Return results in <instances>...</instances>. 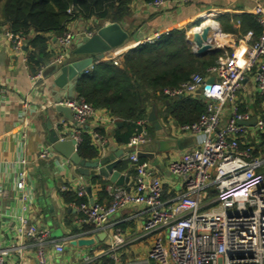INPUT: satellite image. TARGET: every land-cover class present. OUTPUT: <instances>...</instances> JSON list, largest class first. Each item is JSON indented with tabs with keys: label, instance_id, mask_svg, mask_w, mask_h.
<instances>
[{
	"label": "built area",
	"instance_id": "1",
	"mask_svg": "<svg viewBox=\"0 0 264 264\" xmlns=\"http://www.w3.org/2000/svg\"><path fill=\"white\" fill-rule=\"evenodd\" d=\"M170 1L149 0V4L160 8ZM175 1L188 3L190 0ZM257 1L254 12L262 28L257 38L254 39V31L249 30L242 52L234 49L220 56L206 74L195 73L180 87L165 89L171 97L192 94L208 100L206 111L197 121L177 125L180 131L195 133L200 135V139L195 147L168 164L169 173L175 179V195L168 199L163 197L162 179L153 174L149 162L138 155V147L146 146L151 140L148 119H140L139 129L125 143L130 166L135 171L130 189L108 183L105 189L110 199L108 203H102L95 199L91 201L84 182L62 185V191L75 192L73 205L83 215V221L92 225L93 237L106 230L112 231L108 245H73L81 250L70 256L66 242L77 240L82 234L57 240L50 237L47 229L39 230L25 212L29 200L25 191L28 160L22 158L16 187L24 211L14 217L16 235L19 239L30 238L33 241L31 245H2L0 210V264H7V256L15 254L19 264H27L25 255L30 250L34 252L36 264H62L50 261L49 247L56 253L70 256L65 264H101L104 257L111 258L115 264H264V153L259 148L263 145L264 117L240 111L237 102L245 84L243 82L251 74L255 91L264 95V6ZM80 34L67 30L57 35V52L50 63L65 64L71 54V44ZM85 34L91 36L93 31ZM161 38L160 33H155L145 38L143 43H153ZM3 39L10 42L15 53L23 52L27 46L25 37L10 30H0V40ZM113 63L118 64V59H114ZM42 74L40 69L32 75L33 79H40ZM211 76L215 77V83L210 90H205L206 81ZM3 96L4 89L0 86V99ZM20 102L22 115L32 111L33 103L29 99L22 98ZM61 103L72 110L73 122L68 124L66 119L60 121L63 127L60 139L72 137L78 148L83 141L85 126L96 117L98 108L76 97L65 98ZM228 104L232 111L224 121ZM253 117H256L255 125L239 123ZM91 136L98 150L102 151L105 140L101 132L95 129ZM54 155L51 145H44L40 152L42 158ZM4 194L5 187L0 182V207ZM135 204L143 205L146 214L143 233L132 236L122 229L119 221L109 219ZM148 235H151L152 241L146 253L140 257L125 258L133 240Z\"/></svg>",
	"mask_w": 264,
	"mask_h": 264
},
{
	"label": "crops",
	"instance_id": "2",
	"mask_svg": "<svg viewBox=\"0 0 264 264\" xmlns=\"http://www.w3.org/2000/svg\"><path fill=\"white\" fill-rule=\"evenodd\" d=\"M259 2L264 6V0H259ZM257 3V0H190L188 3H179L172 0L163 7L154 8L149 4V0H133L130 15L121 21L123 27L131 34L125 46L117 53L110 52L102 58H95L93 65L100 60L112 61L113 59H119L120 53L142 44L145 38L152 37L155 33H160L164 36L173 30L185 29L188 35L190 30L209 24L211 26L209 42L212 45V51L209 53L219 51L220 57L234 49L242 52L247 43L246 33L251 30L245 31V26L252 16H256L254 9ZM110 22L108 20L98 21L95 18H78L70 23L68 30L81 34L71 44V57L68 58L65 64L85 57L82 54H73L77 44L87 36L85 33L93 31V34L89 36L92 38L102 25ZM136 32L139 33L137 40L140 41L132 37V34ZM49 35L48 47L52 53L48 58H42L43 65L41 69L43 74L38 80L33 79V73L26 63L27 48L25 47L27 46L24 47L23 52L15 53L8 40H0V86L4 89V96L0 99V160L2 164L0 182L5 187V194L1 198L0 210L3 223L1 241L2 245L5 246L31 245L30 243L33 241L30 238L19 239L16 235L14 217L24 211L22 208L23 203L19 199V191L16 187L17 173L21 168L19 161L22 158L28 160V177L25 191L29 196V200L27 203L28 209L25 212L31 223L37 225L39 230L47 229L52 238L63 240L66 237L82 234L76 241L80 239H95V236L93 237L91 233L92 225L83 221V215L78 213L73 205L74 199H69L71 196L74 197L75 192L62 191L61 187L63 184H80L84 182L87 185H92V197L96 201L108 203L110 199L108 192L104 191L102 187L103 182H112L103 177L96 178L97 181L94 183L92 179L85 181L79 174L77 166L69 161V158L58 152L50 139L52 131H63L60 121L66 119L68 124H71L73 116L72 119H69L54 109L53 103L55 101L51 93L53 91V83H56V74H54L53 68L47 65V62L56 55L57 35L55 33H50ZM87 45L89 43L84 44L83 47ZM103 45V42L96 39V47H102ZM191 45L194 50L192 43ZM65 64L58 65V67H62ZM243 83L245 84L240 90L237 100L239 110L242 112L249 111L255 116L264 115V101L261 103L257 102L261 95L257 94L252 84L254 83L253 74L246 77ZM55 89L56 95L66 93V89ZM22 98H27L33 103L32 111L27 115H22V104L20 102ZM153 106H156L158 120L164 127L167 139L175 142L180 141L179 144H172L169 149L163 151L159 150V145H157L155 157L152 159L144 157L149 162L153 174L160 176L162 179L164 186L163 197L168 199L173 197L176 191L175 182L173 181L175 179L169 173L168 164L171 160L179 159L186 151L195 147L199 143L200 135L192 132H182L172 118L168 117L165 119V107L158 101L151 104L147 110L151 140L146 145V148L149 151H154L152 143L156 139L155 127L149 120V114ZM231 111V105L228 104L223 116L224 121L230 116ZM116 122L118 120L113 117L108 109L98 108L96 117L90 119L85 126L86 131L90 135L95 129L101 132L105 140L102 149L105 154L109 152L108 148L105 147L108 143L111 146L116 145L119 148H123L125 152L129 151L125 144H119L116 141L115 132L119 127ZM152 133L153 135L151 136ZM261 139L263 145L259 148L262 150L264 148V137ZM44 145L53 146L56 155L46 158L40 157V152ZM119 166V170L130 175L129 184L131 186L134 175L130 174L132 168L129 159L123 160ZM121 167L124 168L122 169ZM145 214L144 206L135 204L120 210L109 220L119 221V225L126 233L137 236L143 233ZM111 232V230H106L101 233L103 235L102 239L92 244L83 245H108L111 240ZM72 241L65 244L67 253H71L70 256L78 254L81 250L80 247L73 246L79 244H73ZM151 241V235L138 240L134 239L127 248L128 253L125 258L144 255ZM47 252L50 261L62 264L68 263L69 255L56 253L51 247L47 249ZM26 254L25 261L27 264H36L33 250L27 251ZM18 261L16 254L7 256V264H19Z\"/></svg>",
	"mask_w": 264,
	"mask_h": 264
},
{
	"label": "trees",
	"instance_id": "3",
	"mask_svg": "<svg viewBox=\"0 0 264 264\" xmlns=\"http://www.w3.org/2000/svg\"><path fill=\"white\" fill-rule=\"evenodd\" d=\"M132 1L0 0V30H10L25 37L27 64L36 74L43 65L42 58L51 56L48 47L50 33H64L78 18L121 23L130 15ZM256 18L252 16L245 26V31H254V39L262 32ZM218 57L219 51L201 56L196 54L187 31L173 30L153 43H142L120 53L118 64L113 63L114 59L98 61L78 81L76 98H83L95 108H106L116 120L122 121L123 124L116 129L115 138L119 144H125L139 129L138 121L147 118L148 107L158 101L165 107V119L172 118L178 125L197 121L206 111L208 100L192 94L171 97L165 89L180 87L195 73L206 74ZM263 101L264 95H261L257 102ZM82 137L79 154L85 159L97 157L99 151L94 138L86 129ZM142 160L146 158L142 157ZM130 174H135L134 169L130 170ZM96 178H92L93 183ZM108 183L103 182L104 191ZM75 197L76 194L69 199ZM101 264L115 263L111 258L104 257Z\"/></svg>",
	"mask_w": 264,
	"mask_h": 264
},
{
	"label": "water",
	"instance_id": "4",
	"mask_svg": "<svg viewBox=\"0 0 264 264\" xmlns=\"http://www.w3.org/2000/svg\"><path fill=\"white\" fill-rule=\"evenodd\" d=\"M77 1L78 0H74V3H77ZM138 34V32L133 33L132 37L137 40ZM210 34V25H203L198 30L189 31L187 35L188 40L193 44L196 54L201 56L212 51V45L209 42ZM130 36L131 34L120 22H110L102 25L94 37L90 38L89 36H85L83 40L77 44V48L74 50L73 54H82L85 57L73 60L62 67H58L55 63H50V61L47 62V65L53 68L55 71L54 74H56V83H53V91L51 95L56 102L54 109L58 113H62L69 119H72V110L70 107L63 105L61 101L65 98H74L76 96V85L80 78L86 73V70L91 68L95 58H102L105 54L110 52L117 53L125 46L126 41ZM96 39L103 42L104 45L102 47H96ZM86 43H89L90 46L87 45L83 47ZM214 83L215 77H209L206 81L205 90H210ZM55 88H58L59 90L66 89V93L56 95ZM149 120L152 122L156 130V139L152 143L154 151H149L146 146L141 145L138 147V155L140 157H148L152 159L155 157L157 145H159V150L163 151L169 149L172 144H179L180 141L175 142L167 139L164 127L158 120L156 106H153L152 111L149 114ZM255 122L256 117H253L249 121H239L240 124L246 125H255ZM116 124L121 126L123 122L118 121ZM50 139L54 148L65 157L69 158L70 161L77 166L79 174H81L85 181H90L94 177H103L109 179L115 185L124 186L127 189L131 188L129 184L130 175L119 170L120 163L123 160L129 159V151L125 152L123 148H119L116 145L111 146L108 143L105 146L108 148V153L105 154L103 151L98 150L99 154L95 159H85L79 154L78 148L75 146L76 141L72 137H67L64 140H61L60 131L54 130L51 133ZM86 189L91 201H93L92 185L88 184ZM102 238L103 235L99 234L95 239L74 240L72 243L82 246L83 244H92Z\"/></svg>",
	"mask_w": 264,
	"mask_h": 264
},
{
	"label": "bare ground",
	"instance_id": "5",
	"mask_svg": "<svg viewBox=\"0 0 264 264\" xmlns=\"http://www.w3.org/2000/svg\"><path fill=\"white\" fill-rule=\"evenodd\" d=\"M215 23V22H214ZM217 23V22H216ZM210 25V24H209ZM217 25V24H216ZM218 26V25H217ZM216 27V26H215ZM199 28L198 27H196L195 29H193V30H198ZM218 31H219V29H218ZM217 37V36H216ZM222 39V38H221ZM222 43V42H221Z\"/></svg>",
	"mask_w": 264,
	"mask_h": 264
}]
</instances>
